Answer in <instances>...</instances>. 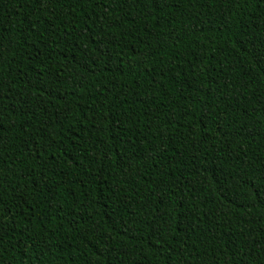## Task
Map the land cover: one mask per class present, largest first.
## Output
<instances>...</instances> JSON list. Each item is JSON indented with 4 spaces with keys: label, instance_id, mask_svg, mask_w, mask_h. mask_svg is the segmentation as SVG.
<instances>
[{
    "label": "trees",
    "instance_id": "obj_1",
    "mask_svg": "<svg viewBox=\"0 0 264 264\" xmlns=\"http://www.w3.org/2000/svg\"><path fill=\"white\" fill-rule=\"evenodd\" d=\"M0 264H264V0H0Z\"/></svg>",
    "mask_w": 264,
    "mask_h": 264
}]
</instances>
